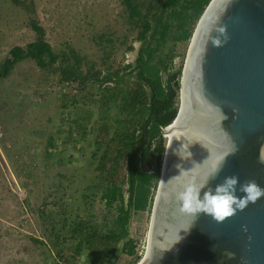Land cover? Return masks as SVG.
<instances>
[{
    "label": "rangeland",
    "instance_id": "rangeland-1",
    "mask_svg": "<svg viewBox=\"0 0 264 264\" xmlns=\"http://www.w3.org/2000/svg\"><path fill=\"white\" fill-rule=\"evenodd\" d=\"M35 5L53 50L69 57L73 69L89 73L90 80L81 87V77L61 80L59 72L41 69L32 60L18 63L7 78L0 79V264L47 263L45 255L50 253L46 250L41 257L45 247L31 240L40 241L43 236L38 209H45L43 202L52 191L59 196L69 187L67 196L72 200L78 197L76 188L97 187L92 179L104 149L98 151L95 145L97 129L90 131L93 123H85V136L84 125L79 128L75 121L86 122L83 110L94 111L93 122L108 115L115 118L117 109L104 103L105 86L111 84L98 85L93 80L133 63L141 46L135 41L137 31L129 24L122 0H35ZM35 39L27 14L11 0H0V62L13 46H25ZM131 43L133 51L128 50ZM188 47L169 40L161 53L175 54V68L183 69ZM64 103L69 104L65 110ZM57 138L58 147L49 159L46 148ZM59 159L63 166L57 165ZM69 179L75 183L70 185ZM124 180L122 168L115 181L124 185ZM91 192L95 193L89 201L94 221L111 228L116 209L106 207L100 191ZM150 220L147 212L132 218L136 254H121L116 264H129L136 257L142 260Z\"/></svg>",
    "mask_w": 264,
    "mask_h": 264
},
{
    "label": "water",
    "instance_id": "water-1",
    "mask_svg": "<svg viewBox=\"0 0 264 264\" xmlns=\"http://www.w3.org/2000/svg\"><path fill=\"white\" fill-rule=\"evenodd\" d=\"M221 27L228 40L215 47L211 38ZM161 131L166 147L138 264H264V198L220 223L203 213L194 219L175 197L186 184L202 183L222 159L210 186L236 175L264 188V0H211L188 47L177 115ZM237 195H244L239 186Z\"/></svg>",
    "mask_w": 264,
    "mask_h": 264
},
{
    "label": "trees",
    "instance_id": "trees-1",
    "mask_svg": "<svg viewBox=\"0 0 264 264\" xmlns=\"http://www.w3.org/2000/svg\"><path fill=\"white\" fill-rule=\"evenodd\" d=\"M11 2L27 14V25L36 33V39L25 46H13L7 52L0 62V79L7 78L18 63L32 60L41 69L59 72L61 80L70 81L79 76L81 87L84 86L90 80L89 73L73 69L69 57L53 50L37 19L35 0ZM210 2L122 0L129 24L137 31L135 41L141 46L133 63L103 72L100 79L93 80L98 85L111 84L105 86L104 103L112 104L117 114L115 118L108 115L93 122L94 111L83 110L86 122L75 121L79 128L84 125L85 136L88 124L93 123L91 132L97 129L95 145L98 151L104 149L102 155H96L97 174L92 181L98 183L97 187L89 184L76 188L74 195L78 197L72 200L67 196L69 187L59 196L52 191L48 201L43 202L45 209H38L43 236L40 241L34 237L31 240L45 247L41 257L46 250L50 253L45 255L50 258L45 264H116L121 254L135 256L136 244L130 231L132 218L145 212L151 215L166 147L161 128L174 121L179 107L182 67L175 68L177 56L163 55L161 49L169 40L189 45ZM128 50H134L133 43ZM68 105L64 103L63 109ZM54 148L56 145L50 140L47 158ZM64 164L58 160V166ZM122 168L125 180L124 185H119L115 178ZM74 183V180L69 182ZM93 189L101 192L108 209H116L111 228L100 226L93 219L89 201L95 193H88ZM138 262L136 257L129 264Z\"/></svg>",
    "mask_w": 264,
    "mask_h": 264
},
{
    "label": "clouds",
    "instance_id": "clouds-1",
    "mask_svg": "<svg viewBox=\"0 0 264 264\" xmlns=\"http://www.w3.org/2000/svg\"><path fill=\"white\" fill-rule=\"evenodd\" d=\"M218 31L220 35L211 38V43L215 47L221 46L222 42L226 43L228 40L224 27H221ZM221 36L223 41L220 38ZM226 119L227 116H224V120ZM237 150V147L233 145L232 154H235ZM225 162V159H222L221 163L209 172L202 183L190 182L184 186L183 191L175 193L176 199L182 203V210L194 219H197L198 215L203 213L222 223L235 216L237 210L243 211L250 203L254 204L264 198V188L255 180H246L241 184L239 176L236 175L225 177L215 187L210 186V181L219 175ZM259 162L264 164V145H261L259 149ZM238 186L239 191L244 193L243 196L237 195ZM244 230L247 231V228L245 227ZM226 255L229 259L234 257V253L231 252L226 253Z\"/></svg>",
    "mask_w": 264,
    "mask_h": 264
},
{
    "label": "bare ground",
    "instance_id": "bare-ground-1",
    "mask_svg": "<svg viewBox=\"0 0 264 264\" xmlns=\"http://www.w3.org/2000/svg\"><path fill=\"white\" fill-rule=\"evenodd\" d=\"M183 115V110H182V114H181V116ZM179 128H176L175 130H174V132H173V134H170L169 136H167V139H172V136L175 134V132L178 130ZM167 131H172V130H167Z\"/></svg>",
    "mask_w": 264,
    "mask_h": 264
},
{
    "label": "crops",
    "instance_id": "crops-1",
    "mask_svg": "<svg viewBox=\"0 0 264 264\" xmlns=\"http://www.w3.org/2000/svg\"><path fill=\"white\" fill-rule=\"evenodd\" d=\"M54 144L56 145V148L58 147V138L56 140H53ZM56 150V149H55Z\"/></svg>",
    "mask_w": 264,
    "mask_h": 264
},
{
    "label": "flooded vegetation",
    "instance_id": "flooded-vegetation-1",
    "mask_svg": "<svg viewBox=\"0 0 264 264\" xmlns=\"http://www.w3.org/2000/svg\"><path fill=\"white\" fill-rule=\"evenodd\" d=\"M139 50V49H138ZM137 55H138V52H137ZM137 57V56H136ZM136 59V58H135ZM146 251H147V249H146ZM145 254H146V252H145Z\"/></svg>",
    "mask_w": 264,
    "mask_h": 264
},
{
    "label": "built area",
    "instance_id": "built-area-1",
    "mask_svg": "<svg viewBox=\"0 0 264 264\" xmlns=\"http://www.w3.org/2000/svg\"><path fill=\"white\" fill-rule=\"evenodd\" d=\"M67 84H68V83H67ZM145 249H147V247H146Z\"/></svg>",
    "mask_w": 264,
    "mask_h": 264
}]
</instances>
